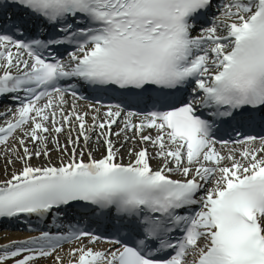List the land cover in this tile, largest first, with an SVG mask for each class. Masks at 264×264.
<instances>
[{
    "label": "snow or ice",
    "instance_id": "obj_1",
    "mask_svg": "<svg viewBox=\"0 0 264 264\" xmlns=\"http://www.w3.org/2000/svg\"><path fill=\"white\" fill-rule=\"evenodd\" d=\"M4 100L0 264H264V0H0Z\"/></svg>",
    "mask_w": 264,
    "mask_h": 264
},
{
    "label": "bare ground",
    "instance_id": "obj_2",
    "mask_svg": "<svg viewBox=\"0 0 264 264\" xmlns=\"http://www.w3.org/2000/svg\"><path fill=\"white\" fill-rule=\"evenodd\" d=\"M82 105V104H81ZM115 130V129H114ZM61 142L63 143V141H64V136H61ZM131 145H128V146H126V147H130ZM49 147H51V145H49ZM101 151H102V149H101ZM125 151H126V149H125ZM149 151L151 152V151H153V149L151 148V147H149ZM4 155H5V153H4V150H2V149H0V167H2V160H4ZM100 155H101V152L100 151H98V152H94V156L96 157V158H99L100 157ZM87 157H85V159H86ZM128 157H127V155L125 154L124 155V162L126 161L127 163H128ZM38 161V160H37ZM154 162V164H152V167L153 168H156L157 167V162L156 161H153ZM37 163L38 162H36L35 164L37 165ZM45 163H48V161H45ZM51 163H53V164H59V160H58V155L55 153V152H53V154H52V157H51ZM38 166V165H37ZM11 240V241H10ZM20 240H25V238H23V237H9V236H2V235H0V244L2 243V242H4V241H6V243L8 244V243H11L12 241H20ZM10 241V242H9ZM74 246V245H73ZM70 246L68 245V246H65V247H62V255L61 256H64V254L67 252V250H68V248H69ZM98 247V246H97ZM101 249H103V248H107V246H102V245H100L99 246ZM65 260H66V258H65ZM38 264H53V261H52V259H42V260H40L39 262H38Z\"/></svg>",
    "mask_w": 264,
    "mask_h": 264
},
{
    "label": "rangeland",
    "instance_id": "obj_3",
    "mask_svg": "<svg viewBox=\"0 0 264 264\" xmlns=\"http://www.w3.org/2000/svg\"><path fill=\"white\" fill-rule=\"evenodd\" d=\"M42 161H44L43 158H41L39 161L33 159L32 163L34 165L36 162L40 163ZM1 162H2L1 163L2 167H0V181L4 180L5 178H8L12 172H14V171H16L17 169L20 168L19 164H16L14 167H7L6 168L4 160H2ZM1 245H4V244H1Z\"/></svg>",
    "mask_w": 264,
    "mask_h": 264
}]
</instances>
